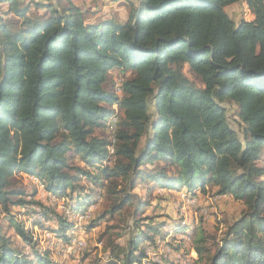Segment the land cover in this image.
Masks as SVG:
<instances>
[{
	"label": "trees",
	"instance_id": "trees-1",
	"mask_svg": "<svg viewBox=\"0 0 264 264\" xmlns=\"http://www.w3.org/2000/svg\"><path fill=\"white\" fill-rule=\"evenodd\" d=\"M66 2H33L45 10L37 15L20 0H0L7 5L0 15V210L30 249L17 250L0 232V264H55L34 249L13 208L30 216L39 206L43 221L57 226L48 232L69 246L131 204L133 235L126 248L110 245L106 264H144L143 245L166 236L162 224L139 226L148 202L134 191L148 181L152 189L201 194L209 185L242 203L239 218L212 239L213 251L204 233L194 239L193 264H264V0H136L124 21L93 23ZM238 2L252 21L235 25L228 17L225 8ZM224 104L235 107L240 133ZM22 176L36 178L71 213L98 197L112 207L77 231L62 213L26 200L34 193ZM182 226L167 230L184 234Z\"/></svg>",
	"mask_w": 264,
	"mask_h": 264
},
{
	"label": "rangeland",
	"instance_id": "rangeland-1",
	"mask_svg": "<svg viewBox=\"0 0 264 264\" xmlns=\"http://www.w3.org/2000/svg\"><path fill=\"white\" fill-rule=\"evenodd\" d=\"M21 4L30 5V14L42 15L45 10L36 9L31 6V3H41L42 5L66 6V0H20ZM74 6H77L85 15V19L89 23H93L98 19L116 18L124 21L128 15L129 3H136V0H71ZM7 11V5L0 3V15L2 12ZM228 17L235 25L241 21L250 22L253 19L252 14L247 9L243 2H238L225 8ZM183 73L185 76L201 87L198 79L184 67ZM120 79H115L114 83H119ZM226 109V118L229 125L237 132L240 133L239 119L236 116L235 107L232 104H224ZM152 108H150V112ZM109 123H112V118H109ZM145 139H142L141 145H144ZM146 171L154 170V166H147ZM25 183V191L28 195L32 194V198L26 200H33L42 205L45 209H52L57 213H61L62 205L66 202H54V199H47L36 189H33L28 183L26 176H22ZM22 182V183H23ZM152 182L139 183L134 195L141 197L148 205L144 207L143 214L138 217H145L147 221L139 224L141 230L145 225L162 224V232L165 233L164 237H157L156 241L146 247L147 259L143 260L144 264L152 262L160 264H193L197 259V255L193 250V241L199 236L200 232L204 233L206 242L205 246L214 250L212 239L216 241L220 239L228 225L234 222L243 210V205L239 201H235L230 196H218L215 194V189L209 185L206 187V194H201L199 191L195 193L189 192L186 189L179 191L165 190L159 187L151 188ZM19 187V186H18ZM75 199V197H74ZM73 199V200H74ZM99 199L97 209L94 217L102 215L106 209L110 208V202L104 197H98L94 202ZM118 200L116 201V203ZM134 205H129L114 216H106L103 220L95 225L92 229H88L87 233L78 234L77 240H82L85 244L83 249H74L69 251L68 245L63 241L57 244L56 238L52 234L48 236V231L57 229L53 223H45V226L39 228L30 225L31 216L22 214V209L13 208L12 213L17 221H22L26 230L31 233L33 237L34 249L40 253L49 252L50 259L55 264H106L111 260L110 250L111 244L114 243L123 248L127 246V240L130 235L129 230H132ZM187 225L188 228L184 234L168 231L169 227L173 225ZM85 225V224H84ZM87 225V224H86ZM85 225V226H86ZM89 225V223H88ZM183 227V226H182ZM166 228V229H165ZM0 232L7 237L12 238L15 248L21 252L29 253L30 249L25 246L22 241L14 233L13 229L9 226L7 215L3 214L0 210ZM32 229V230H30ZM49 229V230H48ZM132 233V232H131ZM135 233V231H134Z\"/></svg>",
	"mask_w": 264,
	"mask_h": 264
},
{
	"label": "built area",
	"instance_id": "built-area-1",
	"mask_svg": "<svg viewBox=\"0 0 264 264\" xmlns=\"http://www.w3.org/2000/svg\"><path fill=\"white\" fill-rule=\"evenodd\" d=\"M116 93L119 95V83L116 84ZM113 122L109 123L110 128L109 130L112 131L113 130V124L115 123V118H112ZM110 152H112V148H110ZM26 179L30 180L32 183H34L36 185L37 191L39 193H41L43 196H45L47 199H54V202L57 203V201L55 200V198L50 195L47 194L44 191V187L42 184H40L38 182V180L34 177H27ZM98 202L99 199L96 203H92L91 205H89L84 211H82L81 213H71L64 205H62L61 208V213L64 215L65 218H67L70 222L73 223L74 228L77 229V231H82L84 226L90 221V219L93 216V213L96 211L97 206H98ZM22 213L25 212V209L22 208ZM30 216H31V221H30V225H33V227L35 228L36 225H34L35 223H43V218L41 216V209L39 206H32L31 207V212H30ZM85 224V225H84ZM32 230V229H30ZM31 234V233H30ZM48 236L50 237V233L48 232ZM57 244H59L61 241H55ZM85 246L84 242L82 240H77L76 238H73L71 240V244L67 247V249L69 251H73L74 249H83Z\"/></svg>",
	"mask_w": 264,
	"mask_h": 264
},
{
	"label": "crops",
	"instance_id": "crops-1",
	"mask_svg": "<svg viewBox=\"0 0 264 264\" xmlns=\"http://www.w3.org/2000/svg\"><path fill=\"white\" fill-rule=\"evenodd\" d=\"M252 20H253V19H252ZM252 20H251V21H252Z\"/></svg>",
	"mask_w": 264,
	"mask_h": 264
}]
</instances>
